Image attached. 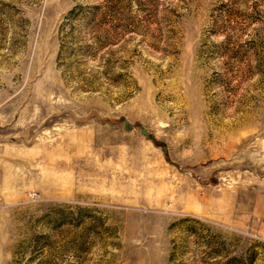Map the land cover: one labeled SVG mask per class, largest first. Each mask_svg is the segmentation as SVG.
Listing matches in <instances>:
<instances>
[{
	"label": "rangeland",
	"instance_id": "rangeland-1",
	"mask_svg": "<svg viewBox=\"0 0 264 264\" xmlns=\"http://www.w3.org/2000/svg\"><path fill=\"white\" fill-rule=\"evenodd\" d=\"M185 226L264 264V0H0V264H170Z\"/></svg>",
	"mask_w": 264,
	"mask_h": 264
},
{
	"label": "trees",
	"instance_id": "trees-1",
	"mask_svg": "<svg viewBox=\"0 0 264 264\" xmlns=\"http://www.w3.org/2000/svg\"><path fill=\"white\" fill-rule=\"evenodd\" d=\"M80 11L82 12V7L79 6L78 8H75L73 10H71L69 12V15L67 16V19H70L71 17L76 16L75 14ZM195 222V224H198L199 222L197 220H193ZM182 226V223L176 222L173 223L171 228H176ZM184 226V225H183ZM182 232H183V238H181V244L176 243L175 241L173 242V247H172V251L170 254V264H188V260L190 258H193L194 256L197 257L198 259H194L196 261V263L199 264H204L207 262V259H217L220 257H223V252L217 248V247H213V242L206 239V236L203 235V233L201 232V229H199L196 226H185L182 227ZM196 238L197 240H202L204 241V247H207L208 251L202 253V257L199 258L198 255L194 254L190 257L191 254H193L192 251L188 250V241L187 239L189 238ZM209 238H211V236H208ZM225 245V244H223ZM191 253V254H190ZM190 254V255H189ZM239 259L238 257L232 256L229 259V263L231 264H239Z\"/></svg>",
	"mask_w": 264,
	"mask_h": 264
}]
</instances>
